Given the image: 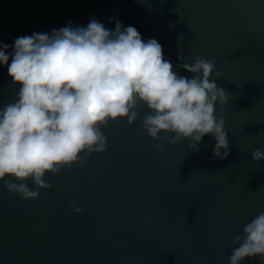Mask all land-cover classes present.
<instances>
[{"label":"water","instance_id":"1","mask_svg":"<svg viewBox=\"0 0 264 264\" xmlns=\"http://www.w3.org/2000/svg\"><path fill=\"white\" fill-rule=\"evenodd\" d=\"M0 264H264V0H0Z\"/></svg>","mask_w":264,"mask_h":264}]
</instances>
